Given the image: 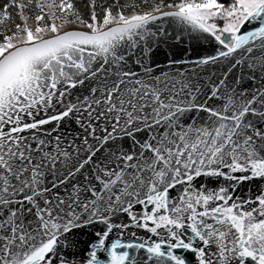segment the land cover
<instances>
[{
  "label": "snow or ice",
  "instance_id": "1",
  "mask_svg": "<svg viewBox=\"0 0 264 264\" xmlns=\"http://www.w3.org/2000/svg\"><path fill=\"white\" fill-rule=\"evenodd\" d=\"M0 264H264V0H0Z\"/></svg>",
  "mask_w": 264,
  "mask_h": 264
}]
</instances>
